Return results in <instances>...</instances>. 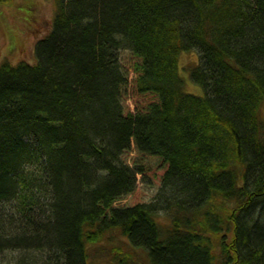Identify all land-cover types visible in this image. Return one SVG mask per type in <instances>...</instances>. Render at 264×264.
Wrapping results in <instances>:
<instances>
[{"label": "trees", "instance_id": "trees-1", "mask_svg": "<svg viewBox=\"0 0 264 264\" xmlns=\"http://www.w3.org/2000/svg\"><path fill=\"white\" fill-rule=\"evenodd\" d=\"M52 1L0 66V264H264V0Z\"/></svg>", "mask_w": 264, "mask_h": 264}, {"label": "rangeland", "instance_id": "rangeland-1", "mask_svg": "<svg viewBox=\"0 0 264 264\" xmlns=\"http://www.w3.org/2000/svg\"><path fill=\"white\" fill-rule=\"evenodd\" d=\"M9 4H0V66L8 62L13 66L27 62L36 64L35 45L38 40L50 33L56 13L55 3L52 0H11ZM197 51L183 53L179 57V73L185 82V91L194 95L203 96V89L194 85L190 78V71L200 63ZM263 115H264V106ZM162 222H169L164 217ZM113 244L119 243L122 237L116 234ZM103 251L105 249L103 247ZM142 259L146 256L137 250ZM12 264L19 261V252H7Z\"/></svg>", "mask_w": 264, "mask_h": 264}]
</instances>
